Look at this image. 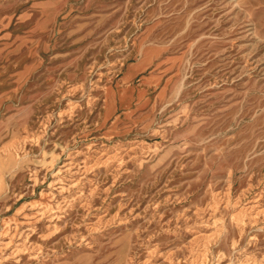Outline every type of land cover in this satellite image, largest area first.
<instances>
[{
	"label": "rangeland",
	"instance_id": "374dc122",
	"mask_svg": "<svg viewBox=\"0 0 264 264\" xmlns=\"http://www.w3.org/2000/svg\"><path fill=\"white\" fill-rule=\"evenodd\" d=\"M0 264H264V0H0Z\"/></svg>",
	"mask_w": 264,
	"mask_h": 264
}]
</instances>
